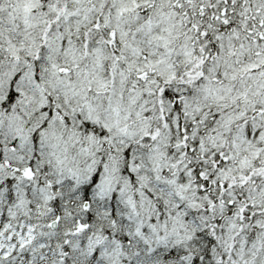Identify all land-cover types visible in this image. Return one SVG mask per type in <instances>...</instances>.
Returning <instances> with one entry per match:
<instances>
[{
  "label": "snow or ice",
  "instance_id": "6c2138e0",
  "mask_svg": "<svg viewBox=\"0 0 264 264\" xmlns=\"http://www.w3.org/2000/svg\"><path fill=\"white\" fill-rule=\"evenodd\" d=\"M0 264H264V0H0Z\"/></svg>",
  "mask_w": 264,
  "mask_h": 264
}]
</instances>
